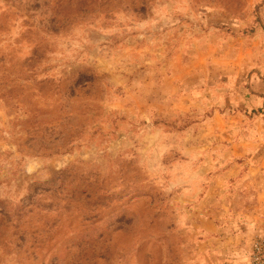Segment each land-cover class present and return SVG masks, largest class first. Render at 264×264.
Wrapping results in <instances>:
<instances>
[{
    "label": "rangeland",
    "instance_id": "obj_1",
    "mask_svg": "<svg viewBox=\"0 0 264 264\" xmlns=\"http://www.w3.org/2000/svg\"><path fill=\"white\" fill-rule=\"evenodd\" d=\"M263 168L264 0H0V264H250Z\"/></svg>",
    "mask_w": 264,
    "mask_h": 264
},
{
    "label": "built area",
    "instance_id": "obj_2",
    "mask_svg": "<svg viewBox=\"0 0 264 264\" xmlns=\"http://www.w3.org/2000/svg\"><path fill=\"white\" fill-rule=\"evenodd\" d=\"M250 264H264V236L257 238L250 250L249 254Z\"/></svg>",
    "mask_w": 264,
    "mask_h": 264
},
{
    "label": "crops",
    "instance_id": "obj_3",
    "mask_svg": "<svg viewBox=\"0 0 264 264\" xmlns=\"http://www.w3.org/2000/svg\"><path fill=\"white\" fill-rule=\"evenodd\" d=\"M258 169L259 166H257ZM261 176L264 177V168L263 171L261 172ZM264 180V178H263ZM259 181L258 178L256 179L255 182V190L257 191V201L261 202L260 209L264 211V182ZM228 264H239L235 260H231Z\"/></svg>",
    "mask_w": 264,
    "mask_h": 264
}]
</instances>
